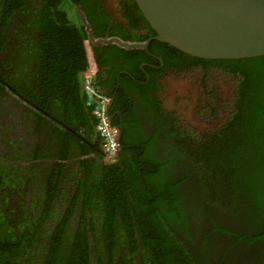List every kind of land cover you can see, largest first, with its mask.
<instances>
[{
  "label": "trees",
  "instance_id": "16d2710c",
  "mask_svg": "<svg viewBox=\"0 0 264 264\" xmlns=\"http://www.w3.org/2000/svg\"><path fill=\"white\" fill-rule=\"evenodd\" d=\"M61 1L39 0L36 15L28 19L24 31L18 32L17 29L10 27L13 24V13L18 9L29 12L30 0H0V54L10 51L7 63L10 62L8 70H11L8 79L0 78V90H6L8 94L27 105L24 106L23 112L26 114L27 120L24 118V121L28 127L25 125L24 131L26 134L37 136V140H33V143L36 141L35 152L30 150V143L25 142L21 137L18 138L17 141L21 144L16 142V147H22L23 150L19 151L17 163L13 167L17 169L18 174L26 176L25 181L28 186L24 189L26 193L31 192L33 198L31 202L38 207L37 218L40 223L34 227L35 222L32 219L28 224L29 227L23 226L21 233L14 231L27 214L28 208H25V204L30 202L28 200L19 203L23 207L20 206L18 217L8 216L11 221L7 218L0 220V264L5 261L14 263L22 260L23 262L28 253L31 254L30 264H39L40 260V264H91L92 251L87 239L90 225V228L96 227L95 231H92L94 237L100 239L95 241L97 247L100 246V250L96 245L93 248L98 264H137L130 256L128 261H122V256H116L114 248L119 244L122 247L127 245L133 252L136 251L139 255V264H195L193 258L189 259L185 255L184 262L179 263L180 258L175 252L178 249L183 250L182 245H179L176 237L166 227L170 220H181L185 225L188 223L182 200V197L188 194V190L181 188L180 182H176L173 177L174 159L170 157L165 163L149 159V164L145 166L140 178H144L146 183H142L136 189V184H131L133 179L130 177L132 178L133 174L128 173L132 164L124 173L119 166L116 167L117 163L111 161L105 165H96L95 160L86 157L88 153L100 154L97 146L93 144L90 146V143H95L89 139L95 129L96 118L91 110L88 111L89 109L86 110L84 107L85 97L81 91L79 74L89 67L93 68L97 81L102 85L99 69L109 65L111 61L107 58L108 53L104 52L99 58V63L96 61L97 49L87 40L84 28L78 25L79 22L77 24L72 20L69 21L70 12L57 10ZM126 1H128L126 6L129 8L128 15L138 14L142 20V27L149 36H154V32L141 16L133 0ZM32 6L35 4L33 3ZM84 12L87 21L91 23L94 35H106L105 26L94 30L90 14L86 10ZM105 12L103 10V15L107 17ZM133 22V18L129 17L128 26L121 25L118 29L122 31L115 35L129 41L146 39L143 34L138 33H134L129 38L121 36L123 29L130 27ZM111 50H114L121 59L128 60L127 69L135 76L139 75V62L150 58L141 50L125 51L112 46L105 51ZM149 53L160 55L165 66L178 71L181 68L186 71L190 66L194 67L191 71L184 72L182 76L177 75L173 81L193 78L197 89L207 93V96L212 94L219 101L217 106L220 107H217L212 97L209 98V102L214 104L209 103L208 108H221V110L230 108L229 112L224 110L220 113L221 110H218L220 121L205 130V136L209 141L205 142L206 137L200 135L201 131L191 127L188 130L192 137L196 138L195 145L198 146L182 144L183 147H180V152L186 154L185 161L187 160L190 171L200 175L197 171L199 168L202 172L201 181L205 180L201 187L200 200L195 202L202 205L207 203L212 207L215 203L225 206L227 202H237L240 198L243 203L248 197L249 203H252L257 211L254 221L257 220L258 228L263 231L264 56L229 61L202 60L179 53L157 41L151 42ZM172 57H179L181 63L178 62L173 66ZM122 67L126 69L124 65ZM199 67H205L203 73L197 69ZM218 79H221L227 87L225 91L216 84ZM122 80L124 84L132 82L125 76ZM133 86L138 87L137 91L146 88L136 84ZM244 88H246L245 92L242 91ZM125 94H128L126 89L123 90V95L126 96ZM240 99L247 104L241 103ZM0 104L14 105L3 95ZM198 113L204 115L202 110ZM222 122L226 124L223 128L220 127ZM137 137L138 141L144 142L143 136L141 138L137 135ZM8 144L15 145L12 140ZM153 148L151 141L148 145H142L137 151L141 156H145ZM122 154L119 151L118 161ZM202 159L205 161L202 162ZM8 160L12 161L11 158ZM88 163L91 165L88 166ZM178 165L180 166V163ZM7 169L0 168V187ZM35 170H39L37 171L39 174L42 173L44 182L39 184V189L32 191L30 190L32 182H29L37 177ZM190 171L185 176L186 181L190 180ZM211 175L216 178H211ZM116 187L117 191H115ZM131 189H133L132 195H129ZM133 193L138 195L135 196ZM226 196H229L227 201ZM3 199H6L5 196L0 194V211L6 208L3 207ZM210 201L215 203H209ZM187 203L190 205L191 202ZM63 204L67 206L65 211L61 206ZM154 204L159 209L154 208ZM77 205L80 212L79 227L74 231L67 230L68 222L71 220L68 215ZM152 209L156 219L153 217L149 219L146 215ZM52 210L51 220L56 219L58 222H54L48 228L52 229V232H47L45 238L49 240V245L44 256L37 257V254L30 252L28 248L29 245L37 243L36 240L34 241L35 234L44 231L41 223L47 219ZM9 211L8 209L7 214ZM60 212L65 216L56 217ZM99 212L101 216L97 224L93 217L91 219L86 217V214ZM81 219L89 224L81 225ZM146 222H150L155 227L160 237L165 233L172 236V239H153L145 235L143 225ZM33 228H36V232H32ZM135 229L140 233L141 243L136 240ZM248 235L250 234H246ZM258 237L260 238V235L256 233L247 239L252 242ZM168 242L175 246L171 249L168 247L159 249L160 244Z\"/></svg>",
  "mask_w": 264,
  "mask_h": 264
},
{
  "label": "flooded vegetation",
  "instance_id": "af4514ba",
  "mask_svg": "<svg viewBox=\"0 0 264 264\" xmlns=\"http://www.w3.org/2000/svg\"><path fill=\"white\" fill-rule=\"evenodd\" d=\"M72 4V11L70 14L75 16L79 20L83 17L85 23L82 22L84 27V31L86 33L87 40L90 44L97 49V62L99 63V58L102 56L104 52L107 54V58L111 61V63L105 67H101L99 69V74L103 83L97 81V75L94 74V79L97 83V90L104 94V96L108 97L109 102L107 105V112L109 118V123L113 126L118 127L119 129V151L122 156H129L131 158V163H136L137 156L139 151L137 149L142 148V145H148L149 142L153 141L154 148L149 151L148 154L142 156V164L143 169L147 164H149V159L153 161H158V158L161 157L162 161L165 163L169 158L174 159L172 171L173 177L175 178L176 182H180V187L183 189L188 190V194L182 197L184 211L187 216L186 221L188 222L187 225L183 224L181 220H170L169 224L166 226L169 228L172 235H174L179 243L182 245L183 250H179L175 252L179 259V263L184 262V255L192 259L196 262L195 264H264V230L261 231L258 228L257 220L254 221L256 218L257 211L254 209L255 207L252 206V203H249L250 199L248 197L241 203V198L236 202L231 203L227 202L225 206H221L216 204L215 201H210L215 203V206L204 205L195 202L196 200H200V192L203 182L201 181L200 175L202 172L198 168L197 171L200 172L194 173L190 171V167L187 164V160L185 161V153L180 152V147L182 148V144L195 145L196 138H193L189 132V128H196L201 131L200 135L206 137L204 140L205 142L209 141L206 135L207 127H213L217 122L220 121V113L224 110L228 111L230 108H208V110H202L203 114L198 113L197 111L191 112L189 121L184 119V113L182 110L176 112L175 114L168 112L166 108H164L168 104V97L163 95L165 92V81L166 82H173L174 77L177 75L182 76L184 72L191 71L194 67L190 66L188 70H184L181 68L179 71L169 66H165V62L160 55H152L149 53V46L148 50H142L147 53L150 57L148 60H142L138 64V73L139 75L135 76L129 72L127 69L128 60L121 59L118 57L117 53L114 50L105 51L110 49V47L114 46L116 48L122 49L114 44L103 46L101 44L93 45L92 41L89 38V34L86 31L85 24L90 27L91 36L94 40H104L108 38H118L121 41L125 42H136L141 43L152 36L148 35V32L142 27V20L139 18L138 14H129V8L126 6V0H73ZM39 0H30V7L31 10L22 11L23 9H18L13 13L12 22L13 24L10 25L11 28H15L18 32L24 31V25L27 23L28 19L33 18L37 13V3ZM112 2H115V5H112ZM35 6H32V4ZM90 14L92 18V23L94 24L93 29L98 30L105 26L106 28V35L104 36H95L93 30L87 19H86V12ZM103 10L106 11L107 17H104ZM134 15V16H133ZM129 17L133 18L134 22L130 27L123 29L121 36L125 38L131 37L134 33L143 34L146 39L143 41H129L124 40L121 37L115 35V33L119 34L122 30L118 28L121 25L128 26L129 24ZM108 18V19H107ZM146 22V21H145ZM139 28V29H136ZM113 31V33H112ZM124 50V49H123ZM136 50V49H133ZM126 51V50H125ZM132 51V50H130ZM140 51V50H139ZM9 53L5 52L4 54H0V78L8 79V75L11 70L9 69L10 62L7 63ZM174 59L172 61L173 66L177 65L180 62L179 57H172ZM181 63V62H180ZM124 65V67H122ZM210 68V67H209ZM200 70L201 73L204 72L205 67L197 68ZM215 68H213L214 70ZM210 71V70H209ZM126 77L132 82H127L124 84V80L122 77ZM178 76V77H179ZM192 82L194 83L195 80L193 78ZM177 81V80H175ZM221 79H218L216 84L225 91L227 87L222 83ZM132 83V84H131ZM139 85L141 87H146L142 91H137L138 87L133 85ZM231 87H233L231 85ZM126 89L128 94L123 95V90ZM120 90L122 93L120 94ZM243 92L246 91V88L242 89ZM1 92H6V90H0V102L2 101ZM120 94V95H119ZM202 100L207 104L212 103L209 102V98L212 97L214 105H218L219 101H217L212 94L207 96V93L202 92L200 93ZM11 101V100H10ZM240 102L243 104H247L246 101ZM13 105H1L0 104V168L7 169V172L3 174L4 182L2 187H0V194L5 196V200H2L3 207H6L4 210L0 211V220L9 219L8 216L11 218L13 216L18 217V212H20V206L23 200L30 201L28 204H25V208H28L26 216L22 218V222L16 226V232L21 233V229L24 225L30 224L29 222L33 221L34 227L38 226V212L37 206L32 204V196L31 192L28 193L30 196L26 199V188L28 185L26 184L25 178L23 175L17 173V169L13 166L17 163V158L19 157V151L23 150L22 147L17 146L16 142L19 141L18 138L21 137L25 139V142L30 143L29 146L30 150L34 152L37 150L34 147L35 142L33 140H37V136L32 134H26L24 126L26 118V114L20 108L13 109L11 108ZM220 107V106H217ZM11 111L9 113L8 111ZM216 110V112H212ZM218 110H221L219 113ZM13 111V113H12ZM245 112V109L243 110ZM4 112V114L2 113ZM13 114L12 118L9 119V114ZM16 114V115H15ZM207 115V116H206ZM3 117V118H2ZM8 123V125L13 126L15 134L13 136H8L6 131V126L4 121ZM27 120V118H26ZM31 120H33L31 118ZM28 127V125H26ZM226 124L224 122L220 123V127L223 128ZM36 128V127H33ZM55 128V127H53ZM95 133V130L92 134ZM96 135V133H95ZM139 135L142 140L137 137ZM183 138H182V137ZM97 137V135H96ZM98 141L99 138L97 137ZM13 141L15 145L10 146L8 143ZM21 144V142H19ZM100 144V141H99ZM144 148V147H143ZM205 150V149H203ZM11 158V162L8 160ZM195 161V157L193 159ZM205 159H202V162ZM159 162V161H158ZM180 163V166L178 165ZM150 164L153 165V162L150 161ZM188 166V167H187ZM150 167H148L149 170ZM195 168V167H193ZM190 171L189 178L190 180L186 181L185 176L187 172ZM103 172V171H97ZM168 173V171H167ZM113 175V173H112ZM211 178H216L211 175ZM11 182L13 184H11ZM30 181L29 183H31ZM24 183L26 186H24ZM28 183V184H29ZM136 184L135 188L137 189L138 186L140 187L142 183H146V180H133L131 183ZM11 184V185H9ZM8 187V188H7ZM39 185H34L30 187V190L36 191L39 189ZM67 191V190H66ZM133 189L130 190L129 195H132ZM10 192V193H8ZM19 192V193H18ZM8 193V194H5ZM181 194V193H180ZM133 195L137 196L138 194L133 193ZM229 196H226V201ZM4 198V197H2ZM197 198V199H195ZM187 202H191L190 205ZM249 203V205H247ZM10 205V211L7 214V206ZM206 205V207H205ZM63 206V211L67 209L66 205ZM23 207V206H22ZM154 208L159 209L157 205H153ZM152 207V208H153ZM155 209V212L157 210ZM160 211V210H159ZM154 209L150 212H147V217L151 219V217L155 218ZM7 214V215H6ZM50 215L47 219L41 223L42 228L44 231L41 233L35 234V239L37 243L33 245H29L28 250L30 252L36 253L37 257H43L45 254V250L49 245V240L45 239L47 232H52V229H48L51 225L55 222L57 223L58 220H51L53 218V210L49 213ZM61 215L64 217L61 212L56 215ZM70 221L68 222V229L67 230H76L78 226V221L80 219V212L78 205L74 207L73 212L70 215ZM101 213L97 214H86L88 219L92 217L97 222L100 221ZM166 218V217H165ZM50 220V221H49ZM25 223V224H24ZM81 225L87 226L89 223L80 220ZM23 224V225H22ZM40 224V223H39ZM144 224V223H143ZM145 228V235H149L153 239H172V236L163 233V236H159L160 233L157 234L155 227L150 223L146 222L144 225ZM88 226L87 231V239L90 247V251L92 254L90 256V263L91 264H98L96 257L93 252V248H95L96 240L99 237H94V233L92 230L95 231V228H90ZM36 232V228L32 230V232ZM72 232V231H71ZM136 234L137 242L141 243L140 233L137 229L134 230ZM260 235V238L254 239L249 241L247 238L250 235L256 234ZM246 234H250L246 236ZM71 238V237H70ZM67 238V239H70ZM251 239V238H250ZM100 240V239H99ZM126 241V238H125ZM175 245L170 244H160L159 249L161 247H168L169 249L173 248ZM97 247V245H96ZM100 246L97 248L99 249ZM100 250V249H99ZM118 254L117 257L122 256V261H128L129 256L130 258L137 264H139V255L137 252H133L131 249L128 248L127 245L122 247L121 244L117 246ZM30 253H28L24 257V261L22 260L18 262L11 263L9 261H5L2 264H30L29 262ZM116 258V257H115ZM41 260L39 261L40 264Z\"/></svg>",
  "mask_w": 264,
  "mask_h": 264
},
{
  "label": "water",
  "instance_id": "95a60500",
  "mask_svg": "<svg viewBox=\"0 0 264 264\" xmlns=\"http://www.w3.org/2000/svg\"><path fill=\"white\" fill-rule=\"evenodd\" d=\"M154 36L141 42L94 40L126 51L148 50L157 41L179 53L210 61L264 56V0H133ZM82 22L85 23L82 17ZM108 116V112H107ZM108 118H110L108 116Z\"/></svg>",
  "mask_w": 264,
  "mask_h": 264
},
{
  "label": "built area",
  "instance_id": "2783aa9c",
  "mask_svg": "<svg viewBox=\"0 0 264 264\" xmlns=\"http://www.w3.org/2000/svg\"><path fill=\"white\" fill-rule=\"evenodd\" d=\"M94 69L90 68L79 74L81 91L85 97L84 106L91 110L96 118L95 130L101 140V147L110 161H114L119 150V129L112 126L106 116L108 97L97 90Z\"/></svg>",
  "mask_w": 264,
  "mask_h": 264
},
{
  "label": "rangeland",
  "instance_id": "374dc122",
  "mask_svg": "<svg viewBox=\"0 0 264 264\" xmlns=\"http://www.w3.org/2000/svg\"><path fill=\"white\" fill-rule=\"evenodd\" d=\"M112 5L114 6L115 2H112ZM115 7H116V5H115ZM72 19H73V17H71V20ZM76 21H77V19H76ZM77 22L80 23L79 20ZM164 86H165V92H163V95L165 94V97H168V104L164 108H166L168 112L175 114L176 112H179V110H182L184 113V116H183L184 119L186 121H189L191 112L195 113L197 111V109L198 110H206V109L208 110V104L206 103V101L204 102L202 100V97L200 95V93H202V91L197 89L194 86L192 79L186 80V79L180 78L179 80L173 81V82H170V81L166 82L165 81ZM1 95L7 96L8 93L7 92H1ZM16 102H17V104H16L17 106L20 104L18 107L23 106L19 100H16ZM8 112L11 113V111H8ZM8 112H6V113H8ZM2 113L4 114V112H2ZM12 116H13V114H9L8 118L11 119ZM4 124L6 126L5 133L8 136L12 137L14 134L13 126L8 125L6 120L4 121ZM37 171H39V170H35V173ZM36 175H37V177L33 178L32 184L37 185V184H40L41 182H44L42 173L39 174V172H37ZM39 176H41V178H39ZM117 190H118V188L116 187L115 191H117ZM8 193H10V192H8ZM8 193H5V194H8ZM29 196L30 195L27 193L25 198L27 199ZM8 209H11L10 205H8ZM114 253L115 254L118 253L117 246L114 248Z\"/></svg>",
  "mask_w": 264,
  "mask_h": 264
},
{
  "label": "crops",
  "instance_id": "0c3cea01",
  "mask_svg": "<svg viewBox=\"0 0 264 264\" xmlns=\"http://www.w3.org/2000/svg\"><path fill=\"white\" fill-rule=\"evenodd\" d=\"M89 140L91 142H95V143H90V146H93V145L97 146L100 155H96V154H93V153H88L86 157H88V158H90L92 160H95L96 165L106 164V162H104L102 160L103 155L101 156V154H103V152H102V150L100 148V144H99V141H98L95 133L91 135ZM141 157L142 156L140 155V152H139V154L137 156V160L138 161L136 163H131L132 159L129 158V156H124V157L122 156L120 158V160H119V163H118L119 168L122 169V172H124V173L126 172V169L129 167V165L132 164L131 170L128 173L129 174H133L132 178L130 177V179H133L135 181L140 180L141 175H142V171L144 170L143 169V164L141 162L143 158H141ZM101 160L103 161V163H101L102 162ZM90 165H91V163H88V166H90Z\"/></svg>",
  "mask_w": 264,
  "mask_h": 264
},
{
  "label": "clouds",
  "instance_id": "9594fccd",
  "mask_svg": "<svg viewBox=\"0 0 264 264\" xmlns=\"http://www.w3.org/2000/svg\"><path fill=\"white\" fill-rule=\"evenodd\" d=\"M70 1V2H69ZM62 0L60 3H59V5L57 6V10H59V11H65V12H71L72 11V4L73 3H71V0ZM71 17H73V22H77L76 21V17L75 16H72L71 14L69 15V21L71 20ZM80 21V23L78 24V22H77V24L78 25H80V26H82L83 27V25H82V18H81V20H79ZM84 28V27H83ZM8 97V98H7ZM6 98H7V100L8 101H10V102H12L14 105L11 107L12 109H13V111H14V109H17V108H20L21 110H23L24 111V106H27L24 102H21L20 100V103L23 105V106H21V107H18L16 104H17V102H16V100H18L16 97H14V96H12L11 94H8L7 96H6ZM16 105V107H14ZM85 107V106H84ZM86 109V108H85ZM87 110V109H86ZM12 111V112H13ZM88 111H90V110H88ZM106 116H107V110H106ZM107 118H108V116H107ZM108 120H109V118H108ZM95 130V129H94ZM95 133H96V130H95ZM96 135H97V133H96ZM97 137L99 138V136L97 135ZM120 138V137H119ZM99 141H100V148H101V150H102V152H103V154H101V156L103 155V158H102V160L104 161V162H106V164L107 163H109V162H111L110 160H109V158L107 157V155L105 154V151L102 149V147H101V140H100V138H99ZM120 149V148H119ZM118 154H119V150H118V152H117V154H116V157H115V160L114 161H112V162H114V164L115 163H117V164H115L116 165V167L118 166V163H119V161H118ZM101 160V161H102ZM103 161L101 162V163H103ZM158 161L159 162H161V163H164L163 161H162V158L161 157H159L158 158ZM103 165H105V164H103ZM37 185H39V184H37ZM10 210V209H9ZM118 254V253H117ZM116 254V255H117Z\"/></svg>",
  "mask_w": 264,
  "mask_h": 264
}]
</instances>
